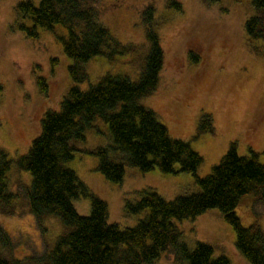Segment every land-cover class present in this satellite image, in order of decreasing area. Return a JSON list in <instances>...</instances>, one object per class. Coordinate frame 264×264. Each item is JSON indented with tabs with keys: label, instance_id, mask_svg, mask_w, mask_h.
Wrapping results in <instances>:
<instances>
[{
	"label": "rangeland",
	"instance_id": "1",
	"mask_svg": "<svg viewBox=\"0 0 264 264\" xmlns=\"http://www.w3.org/2000/svg\"><path fill=\"white\" fill-rule=\"evenodd\" d=\"M20 1L24 0H0V150L14 160L28 152L46 112L60 110L74 85L88 90L107 73L126 74L134 81L140 78L150 49L144 12L152 7V26L159 34L164 61L156 90L139 102L156 113L172 137L188 141L202 155L200 177L212 171L232 142L237 143L239 154L248 156L253 150L264 163V41L246 31V21L256 14L252 0H85L97 9L99 21L129 48L90 59L85 64L89 74L85 82L71 77L73 59L53 31L40 27L39 36L33 38L21 29L22 24L33 22L17 10ZM171 1L180 7H172ZM55 32L67 35L60 24ZM40 78L46 81L45 93ZM205 113L213 117L214 132L199 133ZM73 144L76 149L68 166L107 202L109 222L120 227L135 226L146 216V210L135 213L128 207L144 190H155L168 200L200 190L192 173H164L158 167L143 172L129 165L101 117L85 131L84 140ZM98 147H110L111 158L125 162L122 182H112L98 170L99 159L90 152ZM31 182L32 174L13 162L8 183L17 195L14 209L8 213L0 208V230L9 237L6 246L0 242V252L25 264L53 248L58 236L68 230L57 216L37 222L26 195ZM74 205L80 214L90 215L89 198H76ZM236 212L245 226L257 221L264 230V199L247 193ZM174 221L189 248L209 244L215 256L225 255L232 264H250L219 208ZM154 264L187 261L169 248Z\"/></svg>",
	"mask_w": 264,
	"mask_h": 264
},
{
	"label": "trees",
	"instance_id": "2",
	"mask_svg": "<svg viewBox=\"0 0 264 264\" xmlns=\"http://www.w3.org/2000/svg\"><path fill=\"white\" fill-rule=\"evenodd\" d=\"M252 4L256 14L246 21V31L251 38L264 41V0H252ZM170 5L180 7L175 1ZM17 10L32 19V26L21 25L28 36L37 38L40 27L56 34L65 54L73 59L69 72L76 82L89 80L85 64L93 57L129 49L99 21L97 9L85 0H40L38 4L24 0L17 4ZM152 15V7L145 10L150 49L137 81L126 74L107 73L88 90L74 85L63 98L60 110L46 112L41 131L27 153L14 160L0 150V208L8 213L14 209L17 195L9 189L8 175L16 162L19 169L32 174L26 195L37 222L57 216L68 228L58 236L53 248L32 258L30 264H154L169 248L187 264H232L225 255L215 256L209 244L198 243L189 248L181 241L182 232L174 221L195 218L214 207L233 226L236 246L249 263L264 264L263 228L257 221L245 226L236 212L247 193L264 199V163L258 160V153L251 150L250 155H241L237 143L232 142L212 171L200 177L197 170L203 162L202 155L188 141L172 137L156 113L139 102L156 90L164 61ZM57 24L67 30L66 36L55 32ZM192 59L197 61L198 57L192 53ZM39 84L45 93V79L40 78ZM98 117L108 123L129 165L143 172L158 167L164 173H192L200 190L172 200L155 190H144L138 201L128 204L132 212L147 211L137 225L120 227L110 223L107 202L68 166L76 149L73 142L84 140L85 131ZM214 130L213 117L205 113L199 133ZM110 150L98 147L90 152L99 159L98 170L110 181L119 183L125 176V162L113 160ZM81 196L91 201L90 215L80 214L74 205V200ZM0 242L9 244L3 230ZM0 264L25 263L0 252Z\"/></svg>",
	"mask_w": 264,
	"mask_h": 264
}]
</instances>
